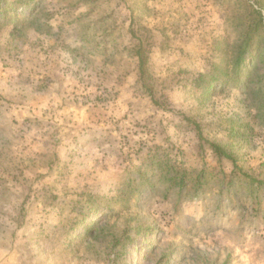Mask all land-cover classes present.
<instances>
[{
  "label": "rangeland",
  "instance_id": "1",
  "mask_svg": "<svg viewBox=\"0 0 264 264\" xmlns=\"http://www.w3.org/2000/svg\"><path fill=\"white\" fill-rule=\"evenodd\" d=\"M233 1L42 0L49 34L29 26L33 11L0 18V264H264V93L217 85L206 98L197 85L232 55ZM240 1L264 27V0ZM79 20L97 30L93 44ZM101 27L112 42L101 45ZM138 40L157 104L130 51ZM207 141L227 146L259 189L229 187L238 172ZM163 150L213 179L183 194L153 179L120 196ZM88 195L108 228L92 240L73 236ZM128 225L142 230L126 241Z\"/></svg>",
  "mask_w": 264,
  "mask_h": 264
},
{
  "label": "trees",
  "instance_id": "2",
  "mask_svg": "<svg viewBox=\"0 0 264 264\" xmlns=\"http://www.w3.org/2000/svg\"><path fill=\"white\" fill-rule=\"evenodd\" d=\"M41 1L42 0H0V18H5L4 20L8 24H14L16 22V15L20 10L25 9V14L27 11H33L32 21L29 23V26L36 31H44L49 34L52 29L51 24L48 22L51 14L44 12L40 4ZM232 1L233 0H231V2ZM79 2H84L94 9L97 0H79ZM233 3V11L235 12V15H237L235 17L236 23L234 25L237 30V38L235 43L231 45L232 55L228 57L224 64H214L210 71L198 76L197 85L202 87V94L206 98L211 97V95L215 93L217 85H220V87L225 86L226 88L229 84H232L234 85V89L245 91L248 90L251 85L256 84L258 93H264L263 16L261 12L252 9L253 18L249 20V18L245 16V13L250 10L249 7H245L246 4L240 0H235ZM71 5L72 3H69V6ZM262 6L264 7V4ZM243 9L245 13H243ZM103 22L104 19H101V22L96 23L97 25L101 24L102 26ZM79 23L81 25V30H84L83 39L93 44L95 42L93 36L97 30L94 33H91L90 28H92V26L90 24H84L80 22V20ZM23 26L25 25H17V27ZM101 29H104L103 34L101 35V45L112 42L111 37L113 32H109L102 27ZM131 33L134 34V32ZM102 51H107V47L105 49L101 48V52ZM130 51L132 52L131 54L133 57L137 59L139 80L144 86L145 93L149 94L155 104H157L155 100V88L150 82L151 75L148 70L150 49L142 40H138L137 43L133 44ZM194 126V130L197 131L198 137L202 140L203 135L201 125L196 123ZM239 134L238 131H235L234 134H232V137H237ZM241 138L244 139L246 137L243 136ZM207 144L219 158L229 160L233 165L234 172H238V178L235 179L234 182H230L229 187L233 185V187L236 188V192L243 188L244 185H248V189L251 193H255L259 189L260 183H257L254 179L252 180L248 175L244 174L238 158L231 153L232 151H230L227 146H220L210 141H207ZM141 164L144 166V169L141 171L139 169L140 167L133 168V170H137L136 174L138 175L139 185H135L136 180L129 181V188L127 191H123L120 196L122 195L126 198L127 195L138 194L140 191L139 189H141L140 186L144 184H151L152 187H154V183L152 182L153 179L161 181L167 189L176 188L180 194L184 193V190L189 187V184H193L192 188L198 191L200 188H203V185L210 183L209 181L213 179L212 176H209L204 171H199L194 174L187 171L185 168L180 167L176 159H172L170 153L164 150L161 153L158 151L153 154L149 152ZM120 196L118 200L121 199ZM137 198H139V196H137ZM86 200L89 208H85L84 206L79 208L80 213H82V219L76 229H74L73 236H75V238L94 239L97 238L99 232H104L108 228H99L101 213L99 212L100 202L98 199H96L95 196L88 195ZM141 230L140 226L132 229L130 225H128L124 231V240L129 241V236L131 235L130 231L141 233ZM148 235L149 233L145 234V236ZM115 240L119 245L123 244L121 239L115 238ZM145 242L152 243L148 238L145 239ZM134 251L136 252V255L139 256L138 247H134ZM164 256L168 255L165 254Z\"/></svg>",
  "mask_w": 264,
  "mask_h": 264
},
{
  "label": "bare ground",
  "instance_id": "3",
  "mask_svg": "<svg viewBox=\"0 0 264 264\" xmlns=\"http://www.w3.org/2000/svg\"><path fill=\"white\" fill-rule=\"evenodd\" d=\"M133 252H134V251H133ZM135 254H136V253H135ZM135 254H132V255H135ZM132 255H131V256H132Z\"/></svg>",
  "mask_w": 264,
  "mask_h": 264
}]
</instances>
